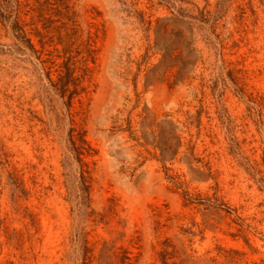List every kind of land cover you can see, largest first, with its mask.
Masks as SVG:
<instances>
[{
    "label": "rangeland",
    "instance_id": "374dc122",
    "mask_svg": "<svg viewBox=\"0 0 264 264\" xmlns=\"http://www.w3.org/2000/svg\"><path fill=\"white\" fill-rule=\"evenodd\" d=\"M0 264H264V0H0Z\"/></svg>",
    "mask_w": 264,
    "mask_h": 264
},
{
    "label": "trees",
    "instance_id": "16d2710c",
    "mask_svg": "<svg viewBox=\"0 0 264 264\" xmlns=\"http://www.w3.org/2000/svg\"><path fill=\"white\" fill-rule=\"evenodd\" d=\"M82 140V138H81ZM84 140V139H83ZM75 152H76V155H77V158L80 160V164H81V169H80V174H81V189L83 190V197L85 198H90V184L89 182L87 181V177H86V170L84 169L83 165L85 163L84 159H83V156L84 155V152L80 149V148H75ZM87 247V246H85Z\"/></svg>",
    "mask_w": 264,
    "mask_h": 264
}]
</instances>
